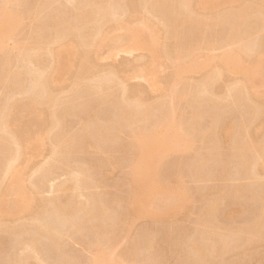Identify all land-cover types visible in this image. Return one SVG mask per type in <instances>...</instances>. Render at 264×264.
I'll use <instances>...</instances> for the list:
<instances>
[{"label": "rangeland", "instance_id": "rangeland-1", "mask_svg": "<svg viewBox=\"0 0 264 264\" xmlns=\"http://www.w3.org/2000/svg\"><path fill=\"white\" fill-rule=\"evenodd\" d=\"M59 1L64 4L67 3L65 0H58V4L54 3V7L56 5H58L56 6L58 8L62 7L60 4L61 2L59 3ZM156 3V1H151L148 4H143L144 7L138 8L136 11L132 12V15L137 18L143 16L151 25L155 26L159 54L163 55L166 50V52H170L171 56L176 55L178 53L177 46L182 42L183 44H186L185 47H182V53H186L189 49H194L197 56L196 62L200 65L185 70L182 79L173 84L174 88L177 90V92L175 91L176 94L171 95V93H169L170 86L166 85V78L173 70L169 59L165 58V60L157 65L154 76L156 84L153 85L151 82L153 77L149 76L148 72V63L151 61L150 53L144 49H130L129 45L133 41V38L138 36L139 29L142 26L139 20L131 23V30L117 28L115 31L113 30L114 32H110L112 35H116L114 37H116L115 41L117 43L114 46H120L118 49L121 50H110L108 46L101 48L99 51L100 59H96L95 61L98 65L96 71L97 74L112 75L113 77V72H115L116 74H114V76L118 74L117 76L123 81L125 79L126 83L123 81L118 83L120 81L118 80L114 83L116 86L113 85V87L115 86V89H112V91L118 90V93L123 87H126L128 92L133 94L141 88L148 94L146 97L149 102H155L158 98H163L164 101L166 100L168 102L167 106L162 109L154 107L153 112L148 115V119L147 117H140L138 119L134 118V123L131 121L132 123H129L131 124L130 126L126 125L127 127L124 126V128H121L122 130L120 129L118 131V134L115 136L117 138H114V140L110 139L108 142L105 141L103 149L92 147L89 151H70L71 153L66 152L64 153V156H60L55 153L53 154L52 147L48 143L43 147L40 153L29 161L28 164L25 163V158L18 164V171L23 170V175L20 174L23 179L22 188L19 190H9V188H7V186H10L11 184V174L5 178L2 185V191H0V200L5 198L13 204L14 200H16L15 207L18 209L16 213L10 215H4L0 212V221L9 224L11 226L10 228L14 226L16 229H14V231H16L15 233H22L20 232L21 227L19 224L23 221H30L35 211L38 212L40 210L43 200L56 198L60 203H63L73 194H75L78 203H82L83 201L87 203L89 200L92 203L95 202L92 200L97 199L94 194H97L98 198L102 195L100 196V199H103V206H105V204L108 206V209L105 208L107 209L106 213L107 215L109 213L111 214V216L100 214L103 217L106 216L105 219H103V217L101 219V216H98L99 219L97 218L94 220L93 218V222H91L90 219L87 221L88 218L84 217L86 220L84 219L82 222L85 223V221H87V223H82L78 230L75 229L76 231L71 230L73 232H70L69 226L67 225L69 229L67 230L69 232L62 234L60 239L58 238L59 240L50 238L52 240L49 239V241L47 235L39 234L37 237L39 239H36V241H38L36 242V246L38 252L42 253L44 262L30 259L28 262L29 264H211L213 261H215L214 264H264L263 238H261L263 239L262 241L255 240L256 243H253L252 241L253 245H251V242L247 245L244 243L241 245L243 247L239 246V249L242 248V250L239 251V249L236 248L234 250L235 252L232 251L227 255L224 254V257H221L220 261L219 258L218 260H213V258H211L212 261L210 263L209 261H207V263L205 258H201V254L197 255L198 252L192 246V242H195L196 240L202 242V240L199 239L203 238L201 233L204 231V227L200 224L202 220L201 216L203 215H201V209H203V213L204 208L206 209L204 203L206 201L207 204L209 201L208 197L210 196V199H212L216 195L219 199L218 203L220 204L218 208L216 207L215 209L216 213H212L215 216L211 214L212 216L210 215L209 219L212 217L215 218L212 222L215 225L217 224L218 227H215L218 230L220 229V233L222 234H226V232L228 234V231H230L229 228H231V232H233L236 227L237 229H243V226L244 229L248 228L252 223L255 224L257 219L259 220V211L261 210L260 205L262 206V200H260L261 197L259 198L261 195L259 194L264 192V168L262 167L254 178L248 177L246 173L247 169L244 170L245 167L241 166L243 164H241L242 162L238 158L239 153L236 151V146L237 141L243 142V140L247 138H249L250 141H248V144L251 143V146L253 145V142L257 143L264 140V115L258 117L254 123H251L252 125L248 124L249 126H247L249 127V130L247 127H243L244 130L247 128L248 133L246 132L247 134L245 133V135L242 133L241 126L239 127L241 124L239 123H241L242 115H247V106L245 105L247 102H236L235 105V102L233 103L234 100L232 101V97L235 96V93L233 94L235 83L240 81L243 82V80H245L246 70L243 68L225 69L222 67V62L219 60L223 53L229 48H232L233 45H217V39L222 36L218 31L207 33L205 38L207 37L209 42L204 41V44L194 43L197 38H200V40L203 38V36H198L197 32L194 30V25H185V27H182L180 30V38L182 39H176L167 34V28L160 27V20L167 22L168 24H171V22L166 17H160V7ZM251 3H253V5L254 3H258L256 5L261 4L260 6H263L264 8V0H233L227 4L222 0H212L207 6L196 3L195 17L201 18L202 16L205 17L212 14H228L227 12L230 14L232 13L231 11L240 10L245 4ZM8 4L9 7L13 6L17 9L22 18V27H20L19 33L17 32V35L19 34L18 38L21 36L22 38H27L28 42H31L30 40L32 39L29 34L32 33L30 30H33L36 27V12L35 14H26L23 11L24 3L18 4V7H16V3ZM69 4L70 3H68V5ZM70 6L73 7L72 4H70ZM43 34L48 36L49 31L46 32L44 30ZM260 35H264V28L262 32L258 34V36ZM15 37L13 38L12 36L13 39L9 40L8 38V40L3 43L2 48H4L5 51L0 53V72L7 70L6 73H8V70H14L16 67V65H7V56L9 52H11L16 41L19 40ZM71 56L73 55L66 54L63 56L66 63L70 62L72 64H70L69 69L62 68L58 71H52V73H55L56 77L54 78L56 82H53L52 89L55 94L54 97L57 105L53 106V102L47 104V108L44 111L45 114L40 121L35 120L34 113L28 112L25 107L26 100H19V107L15 110V115L20 116L23 119L27 124L26 128L29 129L28 131L34 132L38 135L42 133L39 127L43 125V127L46 128L45 126L48 124L50 115L48 112L56 107L55 109L60 112L61 115L63 114L62 125L65 132L68 133L69 136L80 132L81 122L78 117L81 115V112H79L80 108H78L77 105L79 103L81 104L83 101H87V97L85 98L82 94L84 90L76 86V77L79 71L81 58L77 55L74 57ZM35 57L37 56L33 57V63L36 65L38 60H35ZM207 57H213L215 59H212L213 61L210 63L203 64L202 62ZM257 58L258 56L256 55L249 58L247 55L242 65L247 66L246 64H249L252 70L258 73L255 82L252 83L253 86L251 85L252 89L249 88L250 86H247V90L251 98L264 102V57L260 58V60H256ZM188 61L190 62V60ZM47 63L48 62H43L45 65ZM217 70H223L225 75H222L223 78L221 77V84L217 83L218 86L216 85L215 92L216 94H219V96H222L223 94H226L225 91H228L226 88H231V91L229 90L227 94H230L229 103L232 101L233 104H230L231 106L229 105L230 107H227L228 109L225 108L226 110L221 109L223 111L222 113L225 111V114H223V117L222 114H220V118H226L224 120H228L234 126V129L236 128L235 131L241 129V131H239L243 136L241 140L238 139L239 134H241L238 133L239 131H234V137L231 136L232 134L229 136L221 135L219 146L216 148L217 151L215 149L208 152L209 157L213 151L215 154L217 153L218 156L214 153V155L211 156V159L213 156H216L217 159L214 158L210 160V162L208 160V165L206 164V167L204 166L203 169L201 168L202 171L200 169V172L195 169L194 163L196 162L194 161H196L195 156L197 158L201 153L206 151V146H204V144L206 145V140L204 136L195 133L190 128V123L194 119L193 112L195 111L196 117H201L203 119L200 127L202 126L201 128L203 129L208 126L210 127L211 117H209L207 113L209 114V112L213 111L216 107H214V99L208 100L206 107H194L193 101H191L188 96L185 97L184 93L190 92L189 94H191L195 86L201 87L199 85ZM185 89L186 92L183 93V90ZM4 91L5 90H2V92ZM188 93L186 95H188ZM108 100L105 104L93 109L97 114L99 121H102L101 123H109L111 122V119L114 120L118 117L117 107L114 105L113 101L111 102L113 98ZM88 101L95 105L97 97L89 95ZM71 102L74 105L76 103V107ZM72 106H74V108H71L73 111L71 109L69 110ZM217 109L214 111L216 113L218 111L217 114L219 115V112L221 111H219V108ZM66 110H69L70 112L68 113ZM76 113L78 117L76 116ZM166 115L170 116V123L172 122V126L168 129H162L158 134L163 139L162 143L168 141L171 144H174L173 150L164 151L163 146H158L152 151V156L149 154L144 158L143 170L139 174V180L140 183L142 182L145 185H149L150 196L146 201L150 203V206L148 209L141 204L139 212L133 218H130L128 215L129 211L127 202L129 198L127 193H129L130 188L128 177L131 175L130 173L132 172L133 166L138 161L139 157L137 154L138 151L130 149L128 147L129 145L127 146V144H129V134H131V130L132 132L134 130L142 131V133L149 132L154 129ZM33 117L34 120L31 121ZM243 118H245V116ZM12 127L16 130L21 128V126L15 122L12 123ZM178 137H184L191 140V142H193V145L191 146L192 148L189 147V149L186 145L176 144ZM256 143H254V145ZM258 145L260 144L257 143V146ZM233 148H235V150ZM109 155L115 160L116 164L107 167V170L104 171L102 167L105 166L104 164ZM43 164L50 167L48 176L44 180L43 177L41 178V176H38L35 172L36 167ZM76 164L79 166L82 164V166L87 167V169L85 167L83 168L88 170L87 172H89L88 174L90 176H87V178L91 177V179L89 178L90 180L88 179L86 182L90 181L91 184L90 182H85L86 184L77 186V184L70 180L72 169L78 166ZM194 172L198 174L196 175ZM244 188H249L251 191L245 189L246 192ZM157 190L163 191L164 195H156L155 192ZM168 190H170V195L174 192L176 195L172 194L174 197L172 196L170 199L162 198L167 195L165 192ZM171 191L173 192L171 193ZM253 194L258 197L254 198L255 196H253ZM91 196L93 199H89ZM25 198L32 199L31 208L27 210L22 207L24 206ZM100 199L97 200L101 201ZM206 199H208V201ZM59 202L57 201V203ZM101 203L99 204L98 202L97 205H101ZM95 204L96 202L90 206L95 208ZM179 204H182V207L176 209L175 205ZM96 208L97 209L94 210L97 211L98 207ZM231 208L232 210L230 211ZM51 211L54 210H49L46 216H49ZM55 212H52L51 216L53 219L56 217V221L58 213H56V216V214H54ZM94 213H91L92 216L91 214L88 216H96L98 212L94 211ZM79 214L80 213L77 214L78 217L81 216ZM52 218L50 219L52 220ZM198 219H200V222ZM55 221H51V223L53 222L54 224L59 222V220H57V222ZM24 228L26 230L21 235L11 232L13 230L11 229L10 231L9 227V230L7 229V231L6 229L3 231L0 228V264H13L15 262L14 252H16V250L17 252L19 251L17 244L19 239H22L23 236H25L26 239L31 238L34 236V233L37 232L36 229V231L33 230L34 226L31 224H27V226L25 225L22 229ZM200 230H202L201 233ZM35 235L37 234L35 233ZM42 235L44 236L42 237ZM18 236H22V238L19 237L17 240ZM149 237L157 238V241H154L158 243V246L156 245L157 248L156 246L154 249L153 247L150 249V246L148 247L149 249L147 248L146 245H149L150 242L147 240L150 239ZM15 239L17 242H15ZM206 239L207 238H205V243L203 241L202 244H208L207 247L205 245L208 249L212 243L210 240ZM53 240L55 243H52ZM146 241L149 242L147 243ZM243 250L247 252H244Z\"/></svg>", "mask_w": 264, "mask_h": 264}, {"label": "bare ground", "instance_id": "bare-ground-1", "mask_svg": "<svg viewBox=\"0 0 264 264\" xmlns=\"http://www.w3.org/2000/svg\"><path fill=\"white\" fill-rule=\"evenodd\" d=\"M65 1L67 2V3L65 2L66 4L59 1V3L61 2L60 4L62 7L58 8L56 7L58 5H56L55 8L54 3L58 4V0H0V22H1L0 53L5 51V49L2 48L3 43L7 41L8 38L9 40L13 39L15 36H16L15 38H18L19 34L17 35V32L19 33L20 27H22V20H21L22 18L19 14V11L15 9L13 6L9 7L8 3H16L15 4L16 7L19 6L18 4L24 3L23 11L26 14H31V13L35 14L36 12L35 16L37 17L35 29L30 30L32 31V33L29 32L31 33L29 34L32 39L30 40L31 42H28L27 38L25 39L20 36L21 39L18 38L19 40L16 41L14 47L7 56V65H14V66L16 65L15 69L8 70V73H6L7 70H3L2 72H0V191H2L3 182L9 174L12 175L11 184L10 186H7V188H9V190L21 189L23 179L20 174L23 175V170L18 171L17 169L18 164L22 162L24 158L26 160L25 163L28 164L29 161H31L34 156L40 153L43 147H45V145H47L48 143L52 147L53 154L55 153L60 156H64V153L66 152L71 153L74 151H81V150L89 151V149L92 147L103 149L104 142L105 141L108 142L110 139L114 140V138H117L115 136L118 134V131L121 128H124V126L125 127L130 126L131 124L129 123L131 121L134 123V118L138 119L140 117L141 118L147 117L148 119L149 117L148 115L153 112L154 107L157 109L160 108L162 109L167 106L168 102L166 100L164 101L163 98L162 99L158 98L155 102H151V101L149 102V100L146 97L148 96V94L145 91H143L141 88L138 89V91L133 94L129 93L126 87H123V89H121V91L119 90L120 92L118 93H117L118 90L112 91V89H115L114 88L116 86V84H114L115 82H117L118 80H120L118 83L123 81L122 79H120L119 76H117L118 74L114 76V74H116L115 72H113L114 73L113 77L112 75L111 76L106 74L103 75L101 73L100 75L97 74L96 71L98 65L96 64L95 61L96 59H100L99 57L100 49L103 48L104 46H108L110 50H121L118 49L120 46H114L117 43L115 41L116 37H114L116 35H112V33H110L111 31L113 30L115 31V29L117 28H126L127 30H131V23L139 20L142 26L139 29L138 36L133 38V41L129 45L130 49H144L150 53L151 61H149L150 63H148V72H149V76L153 77L151 79L153 85L156 84L154 76H155V71L157 69V65L160 64L163 60H165V58L169 59L170 63L172 64L171 66L173 67V70L171 71V73H169V75L166 78V85L170 86L169 93H171V95L176 94L177 90L176 88H174L173 84L176 81L182 79V75L185 72V70L190 67L200 65L199 63L196 62L197 56L195 54L194 49H189L187 50L186 53H182L183 52L182 47H185L186 45L185 43L183 44L182 42H180V44H178L177 46L178 53L176 55L171 56L170 52L169 51L166 52V50L163 53V55L159 54L157 49V35L155 33V26L151 25L150 22L143 16L137 18L136 16L132 15V12L136 11L140 7H144L143 4H148L151 1H156L157 2L156 4L160 7L159 10L160 17L161 18L166 17L171 22V24H168L167 22L160 20L159 21V23H161L159 24L161 25L160 27L167 28L166 31L167 34L175 37L176 39L178 40L182 39L180 38V30L182 27H185V25L188 26L194 25L195 27L194 30L197 32L198 36L200 37L203 36L201 40L200 38H197L196 41H194V43L204 44L205 43L204 41L209 42L207 37L205 38L207 33H211L212 31H218L222 36L217 39L216 41L217 45L219 44L233 45L232 48H229L223 53V55L219 58V60L220 62H222L223 65L222 67L225 69L243 68L246 70L245 80H243V82L240 81L235 83L233 88V94L235 93L234 94L235 96L234 95L233 96L235 98L232 97L233 98L232 101L234 100L233 103L235 102L234 103L235 105L236 102L239 103L241 101L247 102V104H245L247 106L246 108L247 115L246 114L242 115L241 123H239L241 125L238 124L239 127L241 126V129L243 131L242 133L244 135L246 132L248 133L247 131V128L249 130L248 124L254 123L258 117L264 115V102L251 98L247 90V86H250L249 88L252 89L251 88L253 86L252 83L255 82L258 73L252 70L249 64H246L247 66L242 65L247 55L248 58L252 57L253 55L258 56L256 60H260V58L264 57V47H263L264 35L258 36V34L261 33L264 28V8L263 6H260L261 4L259 5H256L258 3H254V5L253 3L245 4V6L242 7L240 10L231 11L232 13L230 14L229 12H227L228 14H221V15L212 14L210 16H205V17L202 16L201 18H197L195 17L196 3L199 5L207 6L211 3L212 0H65ZM222 1L225 4H227L232 2L233 0H222ZM68 3L72 4L73 7H71L70 4L68 5ZM44 30L46 32L49 31L48 36H46V34L45 35L43 34ZM66 54L73 55L71 57H74L76 55L78 57L80 56L79 58H81L80 60L81 63L76 77V83H77L76 86L84 90L82 94L83 96H85V98L87 97L86 98L87 101L89 95L90 96L93 95L97 97V101L95 102L96 104L94 105L91 104V102L89 103V101L88 102L83 101L81 104L79 103L77 105V107L80 108L79 112H81V115L79 113L80 116L78 117L76 113V116L79 118L81 122V128L79 130L80 132L74 135L69 136L68 133H66L65 130L63 129V125H62L63 114L61 115V113L55 109L56 107L53 108L50 112H48L50 115H49L48 124L45 126L46 128H44L43 125L39 127L42 133L38 135L35 134L34 132L28 131L29 129L26 128L27 124L23 121V119L20 116L15 115V110L19 107V100L22 99L26 100L25 107L28 110V112L34 113L35 115L34 117L36 121H40L43 118V115L45 114L44 111L47 108V104L53 102L52 105L56 106L57 103L54 97L55 94L52 89V84L53 82H56L54 80V78L56 77H55V73H52V71L53 70L58 71L62 68L69 69L71 63L70 62L66 63L65 60L63 59V56H65ZM34 56H37L35 57L36 58L35 60H38L37 61L38 63H36V65L33 63ZM212 59L215 58L207 57L202 63L203 64L210 63L211 61H213ZM188 60H190V62ZM45 61L48 62L46 65L43 64V62L46 63ZM222 75H225L223 70H219V71L217 70L213 72L207 80H205L201 85H199L201 87L195 86L191 94H189L190 92L189 93L187 92L188 95H186L187 93H184L186 92V89L183 90L185 97L188 96V98L191 99V101H193L194 107H198V106L206 107L208 100L214 99V107H216L214 108V110L219 108V111H221L219 112V115L217 114L218 111L216 113L214 110L210 111L209 114L207 113V115L211 117L210 118L211 125L210 127L208 126L207 128L204 129L201 128L202 126L200 127V124L202 125L201 122L203 119L201 117H196V112L195 111L193 112L194 119L190 123V128L195 133L204 136L206 140L205 141L206 145L204 144V146H206L205 147L206 151L204 153H201L197 157L198 159L195 156L196 161H194L195 159L192 160L196 162V163L193 162L195 164L193 165L195 169L199 171L201 168L203 169V167L207 164L208 160L210 162V160L214 158L217 159L216 158V156H218L217 153L215 154L213 151L210 155L212 156L215 154L216 156L215 157L213 156V158L211 159V156L210 157L208 156L209 155L208 152L215 150L219 146L220 136L221 135L229 136L232 134L231 136L234 137L235 134L234 131L236 128L234 129V126L228 120H224L226 118L223 119L220 118V114H222V117L223 114H225V111L224 113H222L223 111L221 109L226 110L225 108L230 107L231 106L230 104H232V101L231 103H229L230 94L229 93L227 94L229 90L231 91V88L230 89L226 88V90L228 91L227 92L225 91L226 93L225 95L224 94L222 96L220 95L221 98L219 94H216L215 92L217 83L221 84L220 80ZM123 82L126 83V80L124 79ZM113 85L115 86L113 87ZM2 90L5 91L2 92ZM215 95H218L219 97ZM111 98H113L111 102L113 101L114 105L117 107L118 117H116L117 119L114 117L116 120L111 119V122L109 123L106 122L101 123L102 121H99V118H97V114L93 109L96 108L97 106H101L102 104H105L106 101ZM188 98L187 100L189 101ZM74 106L76 107V103ZM74 106L70 107L69 110L71 108H74ZM69 110H66V112L69 113L70 112ZM71 110L73 111V109ZM244 116L245 118H243ZM34 117L31 119V121L34 120ZM14 122L18 123L21 126V128L18 130L14 129L12 127V123ZM169 123H170V116L166 115L164 116V118L161 119L159 124L149 132L142 133V131H137L133 129L134 131L132 132L131 130V134H129V139H128L129 144H127V146L129 145L128 147L130 149L138 151L137 154L139 157L138 161L133 166L132 172L130 173L131 175L128 177L130 182V186H129L130 188H129V193H127L129 195L128 196L129 198L128 201L127 200L126 201L128 202L129 214L127 212L126 213L130 216V218L131 217L133 218L139 212V210L141 209V204L145 208L149 209L150 203L146 201L147 198L150 196L149 185H145L142 182L140 183L139 174L143 170L144 158H146L149 154H151L156 147L163 146L164 151L173 150L174 144H171L168 141L162 143L163 139L158 134L162 129L170 128L172 126V122L170 124ZM243 127H247L245 129L246 131L243 129ZM241 129L239 130L241 131ZM240 131L238 133H241ZM241 134H239V136ZM243 134L241 135L240 138L238 136V139L241 140ZM247 139L245 140L242 139L243 142H238L236 140L237 141L236 151H238L239 153V154L237 153L239 156L238 158L239 160H241L242 162L241 164H243L241 166L245 167L244 170L247 169L246 170L247 172L246 171L245 172L247 173L248 177L254 178V176H257L260 169L262 167L264 168V140H262L263 142L261 141L262 143L260 141L257 142L258 144H260L258 146L256 142H253L252 143L253 145L251 146L250 145L251 143L248 144V141H250L249 138ZM254 143H256L255 144L256 146L254 145ZM176 144H181L184 146L186 145L189 148L193 145V142H191V140L187 138L178 137V139L176 140ZM233 149L235 150V148ZM152 155L153 154H151L150 156ZM110 156L111 155H109V157L107 158V161L104 164L105 166L102 167L104 171L107 170V167L116 164L115 160ZM80 165L82 166V164ZM81 166L78 165L77 167H74L70 173V180L73 181L75 184H77V186L86 184L90 182V181L86 182V180H88L89 178L91 179V177L87 178V176H90L88 174L89 172H87L88 170H86L87 167L85 166L81 167ZM83 167H85L86 169ZM49 169L50 167L45 166L43 164L36 167L35 172L38 174V176L40 175L41 178L43 177L44 180L48 176ZM245 189H249V188H244V190ZM172 192L173 191H171V193ZM165 193H167V195L162 197L165 199L167 198L170 199V197L173 196L172 194L176 195L175 192L170 195V190H168ZM155 194L164 195L163 191L161 190H157ZM94 195L97 199H100L101 198L100 196H102V195L100 196L98 195L99 196L98 198L97 194ZM259 195H261L259 196V198L261 197L260 200H262L261 201L262 203L260 202L262 206L260 205L261 210L259 211L260 212L259 220L256 218L258 221L256 220L255 224L252 223L250 227L248 226V228L245 229L243 226L242 227L243 229L239 228L240 231L236 227L235 228L236 230L234 229L235 232L233 230H232L233 232H231V228H229L230 231H228L229 232L228 234L226 231H224L226 232V234L224 232H223L224 234L220 233V229L218 230L216 228L218 227L217 224L215 225L212 222L213 220H215L214 217H212L214 219L212 218L209 219L210 215L213 212L216 213L215 209L216 207L218 208L220 203H218L219 199L217 198L216 195L212 199H210L211 196L208 197L209 201L208 199H206L208 202L207 204L206 201L204 203V205H206V209L204 208L205 206L203 205L204 206L203 213H202L203 209H201V215L202 214L203 215L201 216L202 220L200 224L204 227L203 228L204 233L202 232L203 230L202 228H201L202 230H200V233L202 232L201 235H203L202 236L203 238H199V237L198 238L201 239L202 242L204 241V243H205V238H207L208 240L211 241L212 244L207 249L206 247L208 244H205L206 245L205 247L204 243L202 244L200 240H196L195 242H192V246L198 253L197 252L194 253H197V255L201 254L202 255V256L200 255L201 258L202 257L205 258L206 259L205 261L206 262L209 261L210 263L212 261L211 258H213V260L216 259L218 260L219 258L220 261L221 260L220 258L224 257L223 256L224 254L227 255L229 252L231 253L236 248L239 249V246L243 245L244 243L245 245H247L250 244L251 242V245H253L252 241L253 243L255 242V240L262 241L264 239V192ZM253 196H255L254 198L258 197V196L256 197V195L254 194ZM75 197H76L75 194H73L71 195V197H69L68 200H66L63 203H60L59 200H57L56 198L50 200H43L40 210L38 212L35 211L30 221L29 220L28 222L23 221L19 224V226L21 227L20 232L22 233H24L26 230L25 228L24 229L22 228L25 225L27 226V224L33 225L34 226L33 230L34 231L37 230L38 233L35 232L37 235H35L34 233L33 237L35 238L31 237L32 235L30 236L31 238H27V239L23 235H22L23 238L22 236L17 237V240L19 239V237L22 239H19L17 243L19 247V251L17 252L16 250L17 254L16 252H14L15 262L13 260L14 262L13 264H29L28 262L30 259H35L38 262L39 261L44 262L42 257L43 255L42 253L38 252L37 250L38 248L36 246L37 244L36 242H38L36 241V239H39L37 238L39 234L47 235L48 240L50 238L54 240H59L62 234L69 232L68 231L69 229L70 232H73L71 230L74 231H76L75 229L78 230L80 228L79 226L82 225V223H84L82 222V220L84 221L85 219L84 217L88 218L87 221H89L90 219L91 222H93V218L95 220L97 218L99 219L98 216H101L102 219L103 214L107 215L106 210L108 209L107 208L108 206H106V204L105 206H103L104 205L103 199H100L101 201H98L97 199L92 200L96 202L95 204L96 206H94L95 208H92L93 206L91 207L90 205L94 204L95 202L91 203L89 200L90 203L89 202L85 203V201L83 202L81 201L82 203H78ZM91 197L89 199H93V197L92 198ZM56 200L59 203H57ZM97 201L99 202V204L102 202L101 205H97L98 203ZM15 202L16 200H14V204H13L11 203V201H8L5 198H3L2 200H0V212L4 215H10L16 213L18 208L15 207ZM31 202L32 199L25 198L24 206H22L23 209L27 210L31 208ZM181 205L180 204L175 205L176 209H180L182 207ZM96 207H98L97 211L94 210L97 209ZM52 209L54 211H51V214L49 212L50 217L46 216L47 212ZM231 210L232 208L230 209V211ZM94 211L98 213L96 216L91 217ZM52 212H55L54 214L58 213L59 219L57 218V220H59V222H57V220L55 221L56 217H54V215H53L54 219L52 218L51 216ZM78 213H80L79 214L81 215L80 217L77 216ZM90 214H91L90 216L91 218L88 216ZM108 215L111 216L110 213ZM105 217H103V219H105ZM50 218H52V220ZM199 220L200 219H198V221ZM51 221H55L57 223L53 224V222L51 223ZM87 221H85V223H87ZM67 225L69 226V229ZM8 227L11 231V229L14 226L10 228L11 226L9 224L0 221V228L3 231H5V229L7 231ZM14 229L15 227L12 229L13 231L11 232L15 233L16 231H14ZM22 233H15V234L21 235ZM44 235H42V237ZM151 238L150 239L146 238L147 240L150 241V242L146 241L147 243L149 242V245L146 246L147 248L150 246V249L152 247L154 249L155 246L158 244L157 242H154L157 241V238L156 237L155 238L151 237ZM17 240L15 239V242H17ZM54 240L52 243H55ZM204 248H206L207 250ZM240 250H242V248L239 249V251ZM212 263L214 264L215 261H213Z\"/></svg>", "mask_w": 264, "mask_h": 264}]
</instances>
